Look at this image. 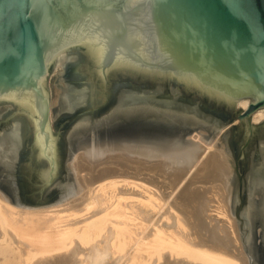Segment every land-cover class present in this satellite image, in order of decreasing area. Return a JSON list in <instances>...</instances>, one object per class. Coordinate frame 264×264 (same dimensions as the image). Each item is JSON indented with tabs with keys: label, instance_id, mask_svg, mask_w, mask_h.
Returning <instances> with one entry per match:
<instances>
[{
	"label": "water",
	"instance_id": "obj_1",
	"mask_svg": "<svg viewBox=\"0 0 264 264\" xmlns=\"http://www.w3.org/2000/svg\"><path fill=\"white\" fill-rule=\"evenodd\" d=\"M245 99L171 204L198 245L264 264V0H0V195L17 207L115 177L166 200L206 149L193 131L210 144Z\"/></svg>",
	"mask_w": 264,
	"mask_h": 264
},
{
	"label": "bare ground",
	"instance_id": "obj_2",
	"mask_svg": "<svg viewBox=\"0 0 264 264\" xmlns=\"http://www.w3.org/2000/svg\"><path fill=\"white\" fill-rule=\"evenodd\" d=\"M237 105L245 110L249 100ZM263 119L264 109L253 114V122ZM210 150L212 146L204 150L166 200L157 187L132 177L94 182L66 203L45 209L20 208L0 195V261L240 264L195 243L186 219L171 204Z\"/></svg>",
	"mask_w": 264,
	"mask_h": 264
},
{
	"label": "rangeland",
	"instance_id": "obj_3",
	"mask_svg": "<svg viewBox=\"0 0 264 264\" xmlns=\"http://www.w3.org/2000/svg\"><path fill=\"white\" fill-rule=\"evenodd\" d=\"M242 111V109L238 106V105H236V107H235V110L234 111H232V114H231V117L232 118H236L237 117V114H239L240 112ZM254 114V113H253ZM238 119L236 118L234 121H232L230 124H228L227 126H225L219 133H218V135L215 137V139L210 143V144H207V143H205V142H203L201 139H199L200 138V134L199 133H197L196 131H193V133L191 134V136H190V139H192V140H195V141H198L199 143H201L202 144V146H204L205 148H208V146H213L214 145V143L217 141V139L220 137V135L222 134V132L225 130V129H227L229 126H231L234 122H236ZM250 122L252 123V124H258V123H255V122H253V115L251 116V119H250ZM212 150H213V147H212ZM73 198V197H72ZM68 200H66V201H63V202H61V203H59V204H55V205H50V206H44V207H39V208H27V209H31V210H37V209H45V208H52V207H58V206H60V205H62V204H64V203H66ZM21 208V207H20ZM26 209V208H25ZM0 264H13V261L11 260V259H7L6 261H0Z\"/></svg>",
	"mask_w": 264,
	"mask_h": 264
},
{
	"label": "flooded vegetation",
	"instance_id": "obj_4",
	"mask_svg": "<svg viewBox=\"0 0 264 264\" xmlns=\"http://www.w3.org/2000/svg\"><path fill=\"white\" fill-rule=\"evenodd\" d=\"M74 89V88H73ZM73 89H72V91H73ZM247 202H245V204H246Z\"/></svg>",
	"mask_w": 264,
	"mask_h": 264
}]
</instances>
